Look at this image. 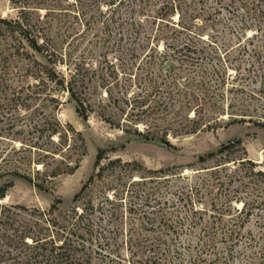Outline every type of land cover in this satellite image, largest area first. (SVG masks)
<instances>
[{
  "label": "trees",
  "instance_id": "trees-1",
  "mask_svg": "<svg viewBox=\"0 0 264 264\" xmlns=\"http://www.w3.org/2000/svg\"><path fill=\"white\" fill-rule=\"evenodd\" d=\"M10 1L18 10V15L10 19L0 18V141L11 144L20 142L21 146L0 149V160L7 168L0 169V176L12 175L27 180L40 190L49 189L46 183L52 184L53 179L61 174L59 165L51 170L47 168L44 172L46 178L42 179L41 169H38L37 180L23 169H29L34 162L46 167L44 162L48 158L58 164L57 156L67 160L64 156L65 145L71 135L80 134L70 124H62L55 115L35 105L40 93L30 92L33 88L48 92L45 100L47 98L57 103L59 94L67 93L83 120H88L91 111L90 92L103 90L108 108L126 117L118 125L126 124V132H134L146 142H157L165 147H173L170 135L177 138L204 129L215 130L220 125L221 115L227 112L230 124L251 123L264 129V45L261 47L254 43L256 36L264 32V0H239L243 5L240 11L224 7L225 0H111L112 5L120 1L122 7L119 10L124 15L120 16L119 10L116 13L114 9L111 21L104 23L102 36L105 52L98 56L105 57L110 49L117 51L119 64L110 62L107 57L97 60V64L91 60L87 62L85 51L75 59L74 52L78 46L66 42V33H62L64 40L61 42L55 40L51 25L44 19L53 13L51 9H55L48 7H55L60 0ZM42 9L49 10L45 16L39 12ZM224 11L229 14L225 22L228 25L241 13L240 24L234 28L240 41L235 45L231 41L220 40L215 29V36L209 34L207 39L203 36L209 23L216 28V21L219 23L220 20L217 17L223 15ZM141 17L144 19L141 20ZM85 25L91 26V22L86 21ZM254 25L259 26L258 33L247 37L246 30ZM113 36L116 37L114 43ZM65 43L66 52L62 48ZM24 63H27L26 68ZM63 66H66L65 72L60 69ZM231 68H235V76L229 73ZM14 70L20 73L15 76L17 79L11 77ZM25 78L32 82L23 81ZM16 80L20 84L18 88L13 87ZM25 89L29 90L27 96L23 94ZM141 125L143 130H138ZM241 144L240 140L230 141L216 152L201 157L199 161L202 164L216 159L217 165L214 167L202 168L206 173L211 172L210 179H203V187L196 182L189 188H183L177 196L180 206L195 216L205 211L195 206L199 197L207 195L202 189H210V195L214 188L217 190L210 206L211 211L220 218L211 215L213 220L207 221L205 229L218 228L217 220L222 221L223 214L231 211L233 200L243 204L242 209L236 210L234 215L242 225L255 209L264 208V172L258 170L247 157L239 161L231 159ZM105 155V150L98 152L96 173L77 194L74 202L79 201L89 185L102 179L106 172L116 174L118 169L122 171L129 166L121 159H111ZM104 160L107 163L104 164ZM228 164L233 167L229 168L231 165ZM66 167L69 168L68 165ZM160 179L168 183L171 177L164 175ZM148 181L154 180L143 178L142 181L131 179L113 183L111 187L118 189L114 198L118 199L129 191L128 194L135 195L131 196L130 210L136 211L142 209H137L135 200L143 201L147 206L154 202L155 209L159 206L155 214H162L161 220L164 221L162 200L156 196L157 190H153L151 195L149 192L145 200L141 198L140 189ZM249 188L256 193L250 192ZM0 192L1 201L5 198V188H0ZM242 193L250 196L251 200L242 201L245 199L241 198ZM114 198L106 197L111 204L121 203V199ZM15 209L14 206L0 204V264L5 261L10 264H88L87 259L76 256L79 250L72 244L73 237H80V232L91 228L89 220L84 222L86 208L80 212L78 207H74L61 218H54L51 216L58 208L53 206L50 218L40 212L38 215L45 216V221L36 222L34 227H15ZM100 209L103 210V204ZM155 222L157 217L150 218L152 226ZM191 223L197 225L194 218ZM229 223L221 224L229 228ZM63 237L65 240L59 244L58 239ZM27 238L32 241H27ZM251 239L249 243L255 240ZM238 240L239 234L229 229L223 240L230 243L224 253L223 264H238L235 255H241L243 251L234 254L232 249ZM130 241L131 251L137 253L133 250L135 247L145 249L148 254L147 262H136L138 264H172L171 261L175 259L179 260L177 264H186L184 254L176 251L171 256L161 251L165 242L163 237H131ZM258 245V251L247 256V260L240 264H264V241ZM209 248L211 245L202 243L199 249L201 253L197 257L191 256L190 264H207L205 257L210 252ZM219 261L216 259L209 264H218Z\"/></svg>",
  "mask_w": 264,
  "mask_h": 264
},
{
  "label": "rangeland",
  "instance_id": "rangeland-1",
  "mask_svg": "<svg viewBox=\"0 0 264 264\" xmlns=\"http://www.w3.org/2000/svg\"><path fill=\"white\" fill-rule=\"evenodd\" d=\"M120 1H116L115 5H112L111 0H60L58 4H55V7H48L55 9H51L54 10L53 13H50L49 17L45 18L44 21L51 25L50 28L55 40L61 42L64 40V37H62L64 34L62 33H66L68 36L66 42H72L74 46H78L74 52L75 59L80 58L85 51L87 62L91 60L97 64V60H104L107 57L110 62L119 64L117 51L110 49L106 52L105 57L104 55L102 57L98 55L105 52L103 50L104 39L102 36L104 23L106 20L107 22L111 21L114 9H116V13L121 9ZM234 2L225 0L224 7H231L240 11L243 5L239 0H234ZM48 11L42 9L39 12L42 16H45ZM78 14L79 16L76 17ZM122 14L124 15L119 10V15L121 16ZM17 15L18 10L10 0H0V18L10 19L15 18ZM84 15L86 16L85 18L83 17ZM240 15L232 20L231 25H228L225 22L229 14L224 11L223 15L217 17L220 20L219 23L216 21V28L211 27L212 25L209 23L210 26L203 33L204 38L207 39L209 34L215 36V29L220 35V40L231 41L233 45L237 44L240 40H238V35L235 33L234 28L237 24H240ZM95 19H97V22ZM140 19L144 18L141 17ZM86 21H90L91 26H86ZM258 27V25H254L250 30H246V36L253 37L258 33ZM256 37L255 45L262 47L264 45V32L262 34L260 32ZM115 38L113 36L112 43L116 41ZM62 48L66 52L67 44L65 43ZM160 48H163L162 43ZM250 49L252 50L253 47H250ZM64 51L61 52L63 53ZM26 64L24 63V66ZM246 64L247 62L245 66H247ZM60 69H64L65 72L66 66L60 67ZM233 69L235 68H231L229 73H233L232 76H235ZM20 72L22 74V71ZM12 74V79H17L15 76L20 73L14 70ZM26 80L32 82L26 78L23 79L25 82ZM18 86L20 84L18 85L16 80L13 83V87L18 88ZM24 91V96H27L29 90L25 89ZM30 92L40 93L38 94L39 97L36 98L35 105H40L46 112L55 115L62 124H70L80 134L74 135V137L71 135L65 145L66 152L64 156H66L67 160L57 156L58 164H54L53 160L48 158L44 162L46 167L34 162L29 169H23V171L28 170L27 173L37 180L38 175L36 172L38 169H41L40 179H42L46 178L44 172L47 168L51 170L54 166L59 165L62 170L61 174L56 179H53L52 184L46 183L49 189L40 190L27 180L12 175L0 176V188H5V198L0 201V204L16 207L14 210L15 227L26 225L34 227L36 222L45 221V216L38 214L41 212L46 214V218H50L51 215L49 213L53 206L58 208V211L51 216L54 218H61L62 215L68 214L74 207H78L80 212H82L83 208H86L87 211L84 215L87 216L84 222L89 220L91 228L80 232V237H73L72 244L79 250L76 256L87 259L88 264L146 263L148 254L145 249L140 250L134 247L133 250L137 251V253L130 250L131 237L135 239L144 236H149L150 238L163 237L165 242L163 241L161 251L170 253L171 256L176 251L184 254L186 264H190L189 258L191 256H199V253H201L199 249L202 243L209 244L211 245V248L208 249L210 252L205 257L207 264L216 259L220 260L218 264H223L224 253L227 252L226 249L230 245V243H225L223 240L225 235H228L229 229L235 230L240 237V240L234 242L235 245L232 248L235 252L234 254H239V252L243 251L241 255H235L236 263L240 264L242 261H246L247 256H252L258 251V243L261 244L264 241V208L255 209L250 218L243 220L242 225L240 219L234 215L236 210L240 211L242 209L243 204L233 200L231 211L223 214L222 221L217 220L218 228L213 229V227H210L205 229L207 221L213 220L210 216L213 214L215 217L217 216L214 211H211L210 206L211 198L217 190L214 188L212 195H210V189H202L207 195H202V198L199 197V202L197 203L196 201L195 206L197 209L205 211L198 212L195 216L188 209H183L180 206L177 196L183 188H189L196 182L203 187L205 183L203 179L205 177L210 179L209 175L211 172L206 173V170L202 168L214 167L217 164L216 159H211L202 164L199 161L200 158L216 152L222 145L230 141L240 140L242 143L232 155L230 154L231 159L239 161L247 157L256 164L258 170L264 172L263 128L251 123L230 124L231 119L228 118L229 114L227 112L221 115L220 125L215 130L204 129L196 134L177 138L170 135L169 139L173 147H165L157 142H146L134 132H126V124L118 125L126 117L118 115L112 108H108L105 98L106 94L103 90L90 92L91 111L88 120H83L77 113L75 102L70 100L69 95L65 92L59 94V103L48 101L47 98L45 100L48 92L37 91L36 88L30 90ZM54 94L56 96L57 92ZM60 100L62 101L61 103ZM23 112L21 113L23 114ZM117 126L122 127L118 128ZM143 128L141 125L138 130H143ZM55 140H58V137H55ZM7 144L9 145L7 146ZM20 146V142L11 144L6 141H0V149L20 148ZM100 150L106 151L105 157L121 159L123 163L129 166L122 171L118 169L116 174L106 172L102 179H97L95 183L89 185L79 201L74 202L77 194L85 187L90 177L96 173V157ZM32 155L35 156V153H32ZM103 163H107V160H104ZM229 165L231 164L227 166ZM232 167L233 165L229 168ZM0 169H7L2 160H0ZM160 171H164L165 174H154ZM164 175L171 177L170 182L160 181L162 180L160 179L161 176ZM179 176L182 177L179 178ZM143 178L148 180L153 178L154 181L146 182V185L140 189L141 198L145 200L148 193L150 192L151 195V192L156 189V196L162 200L161 206L165 214L164 221L161 220L162 214H155L159 206L155 209L153 207L155 206L154 202L147 206L143 201L135 200L137 209H142L136 211L130 210L131 196L135 195L128 194L129 191H125L124 195L118 199L114 198V194L118 189L117 187H111V184L128 182L131 179L142 181ZM236 185L239 186V184ZM249 191L255 192L252 188H249ZM242 194L241 198H245L242 201L246 200L249 202L251 200L250 196L245 195V193ZM107 196L115 200L121 199V203L111 204L107 201ZM101 204H103V210L100 209ZM153 217H157V222H155L154 226L149 223L150 218ZM193 218L197 222L195 226L191 223ZM218 218L220 217L217 216ZM221 223H229V228L223 227ZM10 233H12L11 230ZM251 238H255V240L249 243L252 240ZM210 239L213 240L210 242ZM64 240L65 238L63 237L58 239L57 242L60 244ZM200 240L202 241L200 242ZM27 241L31 242L32 240L27 238ZM178 261L175 259L171 263L177 264ZM3 264H10V262L5 261Z\"/></svg>",
  "mask_w": 264,
  "mask_h": 264
}]
</instances>
